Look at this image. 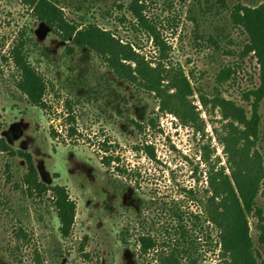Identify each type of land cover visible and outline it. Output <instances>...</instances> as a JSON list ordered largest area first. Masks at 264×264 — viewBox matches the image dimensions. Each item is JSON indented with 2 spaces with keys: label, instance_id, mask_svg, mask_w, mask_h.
<instances>
[{
  "label": "rangeland",
  "instance_id": "rangeland-1",
  "mask_svg": "<svg viewBox=\"0 0 264 264\" xmlns=\"http://www.w3.org/2000/svg\"><path fill=\"white\" fill-rule=\"evenodd\" d=\"M55 1L67 18L97 22L130 40L147 58L156 55L146 34L119 22L131 15L117 4L130 0ZM146 6L145 14L170 46L167 63L180 67L190 81L189 100L204 123L203 131L160 111L158 98L117 79L95 54L77 49L68 53L69 42L33 18L21 0H0V136L8 146L0 149V264H166L164 258L175 246L182 261L228 264L218 230L204 209L210 195L208 172L221 167L228 172L216 136L223 132L224 121L210 103L202 106L199 94H218L250 114L244 95L259 86V65L252 53L242 54L245 35L218 0H147ZM20 29L36 43L29 49V61L47 84L45 110L31 105L15 87L18 73L8 52ZM258 112L257 148L264 164V97ZM147 144L155 157L139 149ZM18 150L30 153L40 181L64 187L75 202L68 236L59 232L49 193H27L22 183L26 163ZM106 155L118 160L106 164ZM114 179L128 189L119 193ZM256 205L264 220V183ZM164 207L183 213L186 241L177 243L178 231L167 223L176 228L178 222L166 218ZM256 220L249 215V230L258 264H264ZM166 227H171L169 232ZM141 233L156 240L143 255L137 241Z\"/></svg>",
  "mask_w": 264,
  "mask_h": 264
},
{
  "label": "trees",
  "instance_id": "trees-1",
  "mask_svg": "<svg viewBox=\"0 0 264 264\" xmlns=\"http://www.w3.org/2000/svg\"><path fill=\"white\" fill-rule=\"evenodd\" d=\"M146 1L130 0L126 5L118 3L117 7L124 8L131 15L129 20H126L125 15L118 17L120 23L127 21L130 31H141L151 40L156 55L149 58L130 40H123L97 22L79 23L67 18L55 0H21V3L30 11L33 18L43 22L62 40L69 42L66 46L68 53L77 49L95 54L103 60L117 79L138 85L158 98L160 111L172 113L181 124L203 131L204 123L200 122L199 113L189 100L193 94L190 81L180 67L176 68L167 63L170 46L157 26L145 14ZM218 1L227 9L232 25L245 35L242 54L252 53L256 59L259 65L260 84L244 95V99L250 103V114L242 106L218 94L213 95L212 98L199 94L202 106L206 108L210 103L213 108H217L224 121L223 132L217 133L216 136L223 145L228 165V172L224 167L219 171L208 172L206 191L210 195L204 209L207 220L218 230L220 251L228 264H258L249 230V215L258 217L254 227L258 232V243L264 253V220L256 205L257 194L264 183L263 157L257 148L261 133L258 107L264 97V0H250L248 3L233 0L230 4L225 0ZM32 45L36 43L23 29H20L10 46L8 59L18 73L15 80L16 89L31 105L45 110L47 104L44 97L47 84L29 61V49ZM130 123L140 127L135 120H130ZM68 133L72 134L73 129L69 128ZM0 149H8L1 136ZM139 149L146 152L149 157H155L152 146L147 144ZM102 150L104 153L109 151L105 142L102 143ZM11 153L19 155L26 163L22 183L27 193L38 196L49 193L52 207L59 220V232L64 237L68 236L75 218V202L70 199L64 187L47 186L39 180L30 153L21 150ZM115 159L118 160L117 157L112 158L107 155L102 157L106 164H110ZM115 169L124 173L119 166ZM111 182L119 193L128 189L126 183L119 186L115 179ZM187 191L192 193L190 189ZM163 213L168 215L166 218L178 222L176 228L167 223L173 230L178 231L177 243L186 241V225L179 208L164 207ZM171 227H166L165 230L169 232ZM127 231L128 229L125 228L122 234L125 235ZM137 241L139 255L156 246V240L149 233L139 234ZM178 247L175 246L164 258V263L197 264L190 258L187 262L179 259L174 253Z\"/></svg>",
  "mask_w": 264,
  "mask_h": 264
}]
</instances>
